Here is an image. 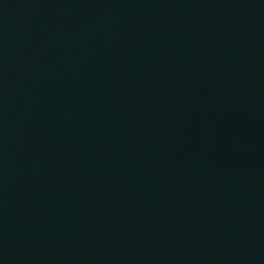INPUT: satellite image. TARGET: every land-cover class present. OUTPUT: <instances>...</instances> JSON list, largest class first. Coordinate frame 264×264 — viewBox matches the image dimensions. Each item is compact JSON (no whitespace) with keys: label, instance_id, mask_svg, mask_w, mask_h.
Wrapping results in <instances>:
<instances>
[{"label":"water","instance_id":"water-1","mask_svg":"<svg viewBox=\"0 0 264 264\" xmlns=\"http://www.w3.org/2000/svg\"><path fill=\"white\" fill-rule=\"evenodd\" d=\"M0 264H264V0H0Z\"/></svg>","mask_w":264,"mask_h":264}]
</instances>
